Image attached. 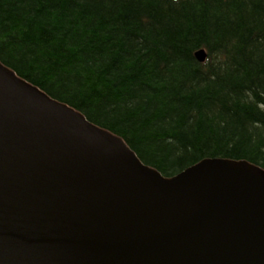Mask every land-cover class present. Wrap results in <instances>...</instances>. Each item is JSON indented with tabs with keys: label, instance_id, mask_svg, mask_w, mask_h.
<instances>
[{
	"label": "trees",
	"instance_id": "trees-1",
	"mask_svg": "<svg viewBox=\"0 0 264 264\" xmlns=\"http://www.w3.org/2000/svg\"><path fill=\"white\" fill-rule=\"evenodd\" d=\"M0 62L165 177L264 169V0H0Z\"/></svg>",
	"mask_w": 264,
	"mask_h": 264
},
{
	"label": "water",
	"instance_id": "water-1",
	"mask_svg": "<svg viewBox=\"0 0 264 264\" xmlns=\"http://www.w3.org/2000/svg\"><path fill=\"white\" fill-rule=\"evenodd\" d=\"M0 264H264V169L165 177L0 62Z\"/></svg>",
	"mask_w": 264,
	"mask_h": 264
}]
</instances>
